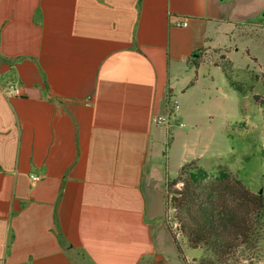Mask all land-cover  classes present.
<instances>
[{"label": "crops", "instance_id": "crops-1", "mask_svg": "<svg viewBox=\"0 0 264 264\" xmlns=\"http://www.w3.org/2000/svg\"><path fill=\"white\" fill-rule=\"evenodd\" d=\"M263 20L264 0H0V264H180L146 217L171 127L155 118L200 84L205 51L230 59ZM187 105L178 171L214 159L188 139L205 130L210 147L219 131L213 102Z\"/></svg>", "mask_w": 264, "mask_h": 264}, {"label": "rangeland", "instance_id": "rangeland-1", "mask_svg": "<svg viewBox=\"0 0 264 264\" xmlns=\"http://www.w3.org/2000/svg\"><path fill=\"white\" fill-rule=\"evenodd\" d=\"M254 22L258 23L259 20ZM255 23L253 26L245 25L243 30L235 33L232 43H229L230 59L227 58L226 49L205 51V59L208 61H202L204 66L200 73V84L189 89L186 96L177 95L172 101L177 100L180 109L178 115L171 117V127L162 146V153L165 155L162 166L165 183L159 192L165 195L166 203V215L161 218L164 223L163 230L170 237L180 264H264V234L255 250L245 252L241 249L231 253L226 261L215 258L203 245L193 248L190 236L192 223L183 210L175 209L173 205V197L177 191L183 189V183L172 189L168 184L169 181L179 178L181 170L178 171L176 162L184 150V140L177 138V146L171 148L172 141L180 131L190 129L185 121H180L183 122V128H179L177 123V119L186 112L184 102L187 101L190 109L206 107L213 102L215 114L206 121L211 119L219 129L214 143L210 147L202 143L208 141L204 130L201 143H197L199 133H196L193 138L188 139V145L196 146L199 153L206 151L207 159L214 155L212 160L201 161L212 176L220 168H226L232 180H240L253 194H264V20L261 27H256ZM208 62H213V65L210 66ZM214 62L226 66L228 74L243 86L246 95L230 85L223 69H216ZM209 70H212L215 78L210 89L212 79ZM197 75L193 72L189 84L197 79ZM168 128L163 126L164 130ZM169 154L171 162L168 164ZM198 164L196 161L185 165L186 179L187 169Z\"/></svg>", "mask_w": 264, "mask_h": 264}, {"label": "trees", "instance_id": "trees-1", "mask_svg": "<svg viewBox=\"0 0 264 264\" xmlns=\"http://www.w3.org/2000/svg\"><path fill=\"white\" fill-rule=\"evenodd\" d=\"M197 56L196 61L194 58L190 61L195 67L204 57L201 52ZM215 65L223 69L234 89L246 95L243 86L228 74L226 66ZM184 168L179 178L168 184L172 189L183 183V189L173 197V205L183 210L192 223V247L203 245L221 261L241 249L255 250L264 234V194H253L240 180H232L230 172L223 167L212 176L198 164L187 169V179Z\"/></svg>", "mask_w": 264, "mask_h": 264}, {"label": "water", "instance_id": "water-1", "mask_svg": "<svg viewBox=\"0 0 264 264\" xmlns=\"http://www.w3.org/2000/svg\"><path fill=\"white\" fill-rule=\"evenodd\" d=\"M143 192L147 202L146 217L153 221L166 215L165 195L157 193L154 184H143Z\"/></svg>", "mask_w": 264, "mask_h": 264}, {"label": "built area", "instance_id": "built-area-1", "mask_svg": "<svg viewBox=\"0 0 264 264\" xmlns=\"http://www.w3.org/2000/svg\"><path fill=\"white\" fill-rule=\"evenodd\" d=\"M181 26H188V23L184 22L181 24ZM5 94L9 97L20 96L21 89L14 87V86H10L5 90ZM179 109H180V106H179L178 101L174 100V102H172V108L170 109V113L167 116L156 117L155 122L158 125H170L171 117L178 115ZM181 127H184V125H181ZM32 180H33V183H36L39 180V178L34 177Z\"/></svg>", "mask_w": 264, "mask_h": 264}]
</instances>
